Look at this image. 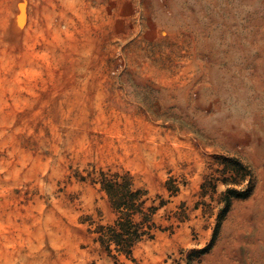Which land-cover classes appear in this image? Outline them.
Masks as SVG:
<instances>
[{
  "label": "rangeland",
  "instance_id": "374dc122",
  "mask_svg": "<svg viewBox=\"0 0 264 264\" xmlns=\"http://www.w3.org/2000/svg\"><path fill=\"white\" fill-rule=\"evenodd\" d=\"M101 171L166 201L131 259ZM0 264H264V0H0Z\"/></svg>",
  "mask_w": 264,
  "mask_h": 264
},
{
  "label": "trees",
  "instance_id": "16d2710c",
  "mask_svg": "<svg viewBox=\"0 0 264 264\" xmlns=\"http://www.w3.org/2000/svg\"><path fill=\"white\" fill-rule=\"evenodd\" d=\"M101 178L102 190L108 196L117 218L111 224H99L90 230L109 256L113 258L124 256L131 259L138 244L154 238L155 230L159 229L155 216L166 201L161 199L159 205L154 203L148 205L151 201L148 191L137 188L129 172L110 176L101 171ZM168 184L171 193L178 192V187L173 186L172 182L169 181ZM230 192L235 197L245 195L233 189ZM229 204L230 199L227 201L228 206Z\"/></svg>",
  "mask_w": 264,
  "mask_h": 264
}]
</instances>
